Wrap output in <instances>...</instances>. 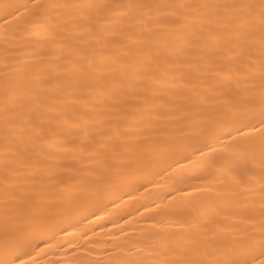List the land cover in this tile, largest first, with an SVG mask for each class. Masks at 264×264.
Returning <instances> with one entry per match:
<instances>
[{
    "label": "bare ground",
    "instance_id": "bare-ground-1",
    "mask_svg": "<svg viewBox=\"0 0 264 264\" xmlns=\"http://www.w3.org/2000/svg\"><path fill=\"white\" fill-rule=\"evenodd\" d=\"M39 2L99 7L41 9L39 27L0 8V259L176 264L258 252L260 0Z\"/></svg>",
    "mask_w": 264,
    "mask_h": 264
},
{
    "label": "snow or ice",
    "instance_id": "snow-or-ice-1",
    "mask_svg": "<svg viewBox=\"0 0 264 264\" xmlns=\"http://www.w3.org/2000/svg\"><path fill=\"white\" fill-rule=\"evenodd\" d=\"M131 7V5H129ZM57 8V7H70V8H95L99 5L95 4H72V5H45L39 2V0H27L26 3H18L13 0L11 3H5L0 5L3 9V17L10 18L11 22L19 24H30L39 27L38 19L34 20L32 17H38L41 9L45 8ZM206 7V6H205ZM239 7H251L250 5H239ZM259 7L261 9V43L264 45V0H260ZM3 17H0L2 19ZM6 27V25H5ZM28 31V29H24ZM27 38V37H26ZM215 38V37H213ZM227 103V101H225ZM261 128L264 129V95L261 97V119L259 121ZM238 131V130H237ZM230 135V134H229ZM234 139V138H233ZM88 143L94 144L95 140L91 136L88 137ZM198 191V189H193ZM27 210V209H26ZM39 211V209H36ZM13 219H19V215ZM10 219H6V245L8 241L14 238L12 231L9 229ZM0 264H25L20 260L18 256L11 255L10 258L0 259ZM176 264H264V228L261 229V235L259 240V251L251 254L246 259H225V260H212V261H197V260H183L177 261Z\"/></svg>",
    "mask_w": 264,
    "mask_h": 264
}]
</instances>
